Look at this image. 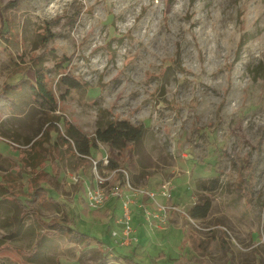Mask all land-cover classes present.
<instances>
[{"label":"rangeland","instance_id":"rangeland-1","mask_svg":"<svg viewBox=\"0 0 264 264\" xmlns=\"http://www.w3.org/2000/svg\"><path fill=\"white\" fill-rule=\"evenodd\" d=\"M10 1L0 0V91L12 99L0 102V263L264 264V216L250 205H264V0H17L5 6ZM60 62L80 89L59 82ZM35 64L50 69L58 101L53 112L34 105L28 82L18 92L5 88L21 73L30 79ZM122 119L143 125L145 133L120 152L96 142L83 155L61 138L66 122L92 138L97 120ZM49 122L58 130L32 145ZM106 154L134 187L178 207L168 209L163 228L149 229L132 206L151 234L147 243H114L120 206L104 216L86 206L79 186L91 183L89 157L100 166ZM241 158L256 162L251 183L241 182ZM59 169L64 182L50 190L56 205L31 202L32 190L47 186L34 182L36 173ZM66 172L80 176L77 189L67 188L74 183ZM202 176L216 184L208 193L211 207L205 218H192ZM164 183L168 198L160 195ZM138 197L134 203L148 201ZM20 202L29 209L18 220ZM51 219L74 222L94 241L56 231L47 226Z\"/></svg>","mask_w":264,"mask_h":264},{"label":"trees","instance_id":"trees-1","mask_svg":"<svg viewBox=\"0 0 264 264\" xmlns=\"http://www.w3.org/2000/svg\"><path fill=\"white\" fill-rule=\"evenodd\" d=\"M15 2H17V0L10 1L5 6H14ZM49 37V34L42 35L43 44H45L50 39ZM56 67H58L60 70L63 69L61 77L59 78V82L66 87V90L80 89L82 87L81 81H79L66 70V64L64 62H60V64H57ZM30 71L32 72V76L30 79L28 78L26 73H21L20 75H18V78L14 83H7L5 88H9L8 91L11 92H18V90L22 89L24 83L28 82V87L31 91V97L34 105L46 112L55 111L58 106V101L49 88L48 74L50 72V69L42 65L35 64L30 67ZM5 92L6 91H0V102L12 100L10 99L9 95H6ZM63 96L64 95L62 94L61 98H64ZM48 130L57 131L58 129L52 122L47 123L40 137L33 140L32 145L40 143L44 135H47ZM144 133L145 127L143 125L132 124L129 120L126 119L106 121L97 120L96 128L92 138L86 136L80 129H78L70 122L65 123L64 135H62L61 138L66 143L71 142L76 151L80 154L89 155L91 146L95 147L96 142L107 143L113 149H116L118 152H120L125 148L128 142H139L142 139ZM255 164L256 162H250L246 158H241L238 160V165L246 172L244 177H241V182L244 181L248 183L249 179L252 178V174L255 170ZM109 166L116 167V163L114 162L112 157H109ZM58 174L59 170H56L54 173H50L46 170L36 173L39 178L33 177L34 182L35 179H38L39 181L42 180L47 183V186L44 187L38 184L32 190V199H30V201L34 203L39 202V204L52 203L56 205L55 198L53 197V195H51L50 190L56 188V185L58 183ZM249 183H251V181H249ZM1 184L2 183H0V185ZM215 185L216 184L211 177L202 176L196 180L195 187L198 195L196 196L194 203L189 208V216H191L192 218H205L207 216L211 207V198L208 193L215 189ZM1 188L4 189L5 186ZM17 201H19V199ZM16 204H18V202ZM250 205L251 209L257 212L258 215L264 216V205H258L252 201L250 202ZM19 206L21 208V211L19 212L18 220L26 214V209H29L28 205L25 203L20 202ZM49 222L47 223V226H50L51 224L54 226V229L56 231L65 233L69 237H76L80 240L88 238V240H86V243H89L94 239L92 235H89L86 232L73 227L74 222H71L70 225L60 223L59 221H56L54 219L51 221L52 223ZM16 231L18 230L16 229ZM262 236H264V225H262ZM186 262H183V264H185ZM192 263L196 264L194 261Z\"/></svg>","mask_w":264,"mask_h":264},{"label":"built area","instance_id":"built-area-1","mask_svg":"<svg viewBox=\"0 0 264 264\" xmlns=\"http://www.w3.org/2000/svg\"><path fill=\"white\" fill-rule=\"evenodd\" d=\"M93 162L91 183H84L83 191L85 203L89 209L98 210L111 198H119L122 205V215L116 220L117 229L111 232L115 244L131 245L138 242L137 232L132 224V215L134 212L133 205L140 208L142 216L146 221L149 229L163 228L167 220L168 209H178L175 205H165L156 199V193L146 188L134 187L130 181L126 169L122 167H110L107 154L99 160L89 157ZM74 184L81 181L80 176L76 173L69 174ZM161 197L168 198L169 185L167 183L160 185ZM146 196L148 201L155 204L154 208H150L144 202H135L134 197Z\"/></svg>","mask_w":264,"mask_h":264},{"label":"crops","instance_id":"crops-1","mask_svg":"<svg viewBox=\"0 0 264 264\" xmlns=\"http://www.w3.org/2000/svg\"><path fill=\"white\" fill-rule=\"evenodd\" d=\"M32 134L31 133H29V135L28 136H31ZM46 171H49V170H46ZM59 171H60V169H59ZM66 173H69L70 174V172H66ZM57 180H58V183H63L64 182V179L63 180H61L60 179V177H59V174H58V178H57ZM80 183V182H79ZM79 183H77V184H71V185H68V183H66L67 184V188L68 189H70V188H72V187H76V189H77V186L79 185ZM74 185V186H73ZM79 188L82 190V192H84L83 191V187L82 186H79ZM56 189V188H55ZM75 191V190H74ZM74 191H71V197L73 196V193H74ZM51 195H53V193H51ZM138 199L139 200H142V197H138ZM146 202H144L145 204H147L149 201H147V200H145ZM141 202V201H140ZM120 204V205H119ZM117 206H120V209H121V213H122V205H121V200L119 199V198H111V199H109L105 204H104V206L102 207V208H100V210L98 209V210H94L96 213L98 212V211H103V216H104V214H107V213H109L110 211L112 212L113 211V209L115 208V207H117ZM91 210H93V209H91ZM140 214H138V213H136V210L134 209V212H133V215H132V224H133V226L134 227H137V237H138V242L137 243H135V244H139V243H147L148 241H149V239H150V237H151V234H149V232H148V230L147 229H145L143 226H142V223H141V221L143 220H141L140 218H138V217H140L139 216ZM155 232H158V230H154ZM155 232H154V234H155ZM153 235V234H152ZM135 246V245H134Z\"/></svg>","mask_w":264,"mask_h":264}]
</instances>
